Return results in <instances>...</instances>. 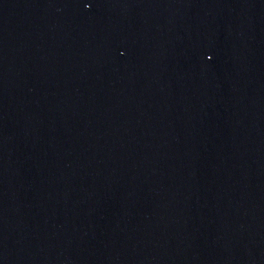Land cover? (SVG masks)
<instances>
[{"label": "water", "instance_id": "1", "mask_svg": "<svg viewBox=\"0 0 264 264\" xmlns=\"http://www.w3.org/2000/svg\"><path fill=\"white\" fill-rule=\"evenodd\" d=\"M0 264H264V0H0Z\"/></svg>", "mask_w": 264, "mask_h": 264}]
</instances>
